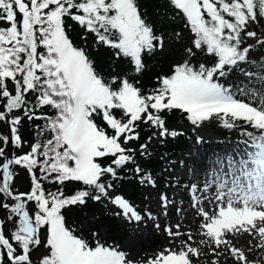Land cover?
Segmentation results:
<instances>
[{"label": "snow or ice", "instance_id": "obj_1", "mask_svg": "<svg viewBox=\"0 0 264 264\" xmlns=\"http://www.w3.org/2000/svg\"><path fill=\"white\" fill-rule=\"evenodd\" d=\"M165 6L182 25L175 35L187 31L190 39L146 88L147 58L164 49L165 36L143 0H0V126L7 129L0 131V264H204L205 257L260 264L235 242L247 234L256 241L248 251L264 249V54L253 56L264 49L256 30L264 27V0ZM74 28L82 44L91 39L109 51L111 71L74 42ZM176 110L193 130L215 120L239 128L243 139L216 154L203 182L184 185L187 207L183 196L177 204L165 192L158 212L139 209L116 184L132 165L140 185L157 186L136 155L150 156L154 139L184 134L167 127ZM145 128L151 135L139 143ZM21 172L28 191L16 186ZM70 184L78 187L69 194ZM89 201L110 204L135 230L150 223L167 244L133 255L98 232L77 234L65 212ZM188 211L194 229L183 224Z\"/></svg>", "mask_w": 264, "mask_h": 264}, {"label": "trees", "instance_id": "obj_2", "mask_svg": "<svg viewBox=\"0 0 264 264\" xmlns=\"http://www.w3.org/2000/svg\"><path fill=\"white\" fill-rule=\"evenodd\" d=\"M145 10L148 18L154 22L155 27L160 31V34L165 36V42L176 36L175 32L180 31L182 25L179 21H174L170 12L165 6V0H143ZM72 34L74 42L78 45L87 47L91 58L94 60L98 69L107 73L112 70V62L110 61V53L103 47L95 46L91 39L87 44H82L80 40L79 28L69 30ZM184 34V31L182 32ZM189 43L186 42V45ZM248 43H253L252 39ZM264 54V49H260L253 53L254 57H259ZM173 63V62H172ZM168 61V56L163 50H158L147 58V71L142 75L141 82L146 88H150L154 83V77L157 73L166 72L172 64ZM181 122H189L187 117L183 116L179 110L167 114V125L177 124ZM190 123V122H189ZM0 131L7 134V129L0 126ZM176 138H168L160 142L158 146L149 144L150 156L141 157L139 153L136 155L137 163L145 169L146 172L151 173L157 179V186L155 188L162 190L165 187L174 188L184 191V185L190 184L185 179L174 177L168 172V168L172 164L178 163L182 157L189 155V151L194 143V138L191 134L183 132ZM151 135V131L144 129L141 133V140L139 143H144L147 137ZM220 137L225 143H232L243 139L240 135V129H226L223 128L219 132ZM0 146H3L0 144ZM210 147L209 145H207ZM213 148V146H211ZM205 162V159H202ZM200 166H202L200 164ZM133 166L130 165L128 170L122 174V179L117 182V191L122 192L133 204L141 199L142 190L149 187L140 185L138 177L132 170ZM178 182V183H177ZM78 186L70 184L66 187L65 191L71 193ZM29 190V185L27 190ZM66 219L69 225L76 229L77 234L83 235L85 238H90L92 232H98L103 240L109 243L121 244L132 233L131 225L124 224L119 218L115 217L110 211V207L105 203H96L89 201L85 206L71 207L65 212ZM94 218V222L89 219ZM84 221H88L86 228L83 227ZM11 227V226H10ZM107 229L108 236L103 237L101 230ZM208 264V263H205Z\"/></svg>", "mask_w": 264, "mask_h": 264}, {"label": "rangeland", "instance_id": "obj_3", "mask_svg": "<svg viewBox=\"0 0 264 264\" xmlns=\"http://www.w3.org/2000/svg\"><path fill=\"white\" fill-rule=\"evenodd\" d=\"M258 32H264V27H256ZM190 39L187 31H184L179 38L174 36L168 39L165 42V47L163 51L168 56L169 62H175L182 58L183 49L186 46V42ZM170 130H178L181 132L189 133L194 138V143L189 151V155L182 157V159L176 163L172 164L168 168V172L174 177L179 179H185L189 183L193 182H203L204 173L209 170L211 161L215 158L216 154H225L229 150L233 149L237 143H225L219 135V132L223 129L215 120L212 122L205 123L201 128L193 130V126L189 122L179 121L177 124L167 125ZM197 136L204 138V142L197 144ZM160 140L154 139L151 141L152 146H158ZM209 145L210 147H208ZM135 146V145H134ZM213 146V148H211ZM205 159V162L202 160ZM200 164L202 166H200ZM195 170V174L192 170ZM29 185L28 177L21 172L16 179V186L19 191H26ZM167 193L171 198L177 201V204H180V196H183L184 207H187L188 196L185 191L177 190L174 188L165 187L162 190L157 188L149 187L142 190V197L140 200L134 203V205L139 209H145L151 207L154 213L159 211L157 206V200L161 193ZM106 206L111 208L110 204L105 203ZM171 216V223L177 221L176 209L172 208L169 212ZM90 222H94V218L89 219ZM88 221H84L83 227L86 228ZM167 221L162 219L161 223L164 224ZM126 224V223H124ZM185 227L191 225V228H195V222L192 219L191 211L187 212V219L183 220ZM11 225H9L10 227ZM132 233L129 237L122 242L120 245L127 248L133 255L148 252L151 253L153 250L160 249L167 244V238L163 234L157 233L153 226L149 223L147 226H141L138 230H135L131 225ZM103 237H107V229L103 228L101 230ZM249 241L252 245L256 244L255 240H252L247 234H244L238 241L235 243L238 247L245 249L246 254L250 260H257L260 264H264V249H254L253 251H248ZM207 251V249H205ZM39 253H36L38 255ZM210 257L204 258V264L208 263ZM221 264H233L232 259L224 261L221 260Z\"/></svg>", "mask_w": 264, "mask_h": 264}, {"label": "water", "instance_id": "obj_4", "mask_svg": "<svg viewBox=\"0 0 264 264\" xmlns=\"http://www.w3.org/2000/svg\"><path fill=\"white\" fill-rule=\"evenodd\" d=\"M183 116H187L186 114H183ZM10 154V153H9Z\"/></svg>", "mask_w": 264, "mask_h": 264}]
</instances>
